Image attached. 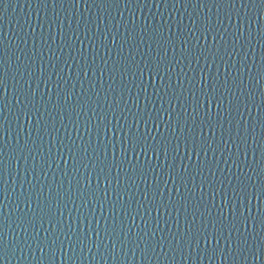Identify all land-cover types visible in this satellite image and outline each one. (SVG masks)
Returning a JSON list of instances; mask_svg holds the SVG:
<instances>
[{"label":"water","instance_id":"95a60500","mask_svg":"<svg viewBox=\"0 0 264 264\" xmlns=\"http://www.w3.org/2000/svg\"><path fill=\"white\" fill-rule=\"evenodd\" d=\"M0 264H264V0H0Z\"/></svg>","mask_w":264,"mask_h":264}]
</instances>
